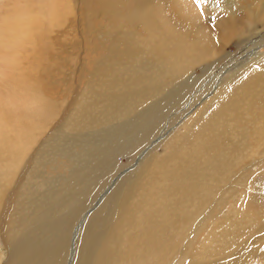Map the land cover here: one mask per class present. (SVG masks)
Listing matches in <instances>:
<instances>
[{"label":"bare ground","instance_id":"6f19581e","mask_svg":"<svg viewBox=\"0 0 264 264\" xmlns=\"http://www.w3.org/2000/svg\"><path fill=\"white\" fill-rule=\"evenodd\" d=\"M79 1L87 15L66 27L68 35L73 29L78 34L73 69L63 78L51 76V32L70 12L78 17ZM0 2V264L11 251L12 214L27 198L22 200L31 155L40 140L46 145L45 133L127 118L178 78L192 75L195 65L226 58L233 39L247 45L252 59L218 81L210 98L183 119L184 131L167 138L165 153L148 150L110 191L102 208L111 217L77 264H264L257 259L264 250V210L251 206L264 203V190L253 192L250 181L264 172V51L254 48L264 44V0H110L98 9L95 0ZM197 4L208 8L199 12ZM99 13L106 21L95 29L92 15ZM88 52L100 55L90 81L83 57ZM45 79L70 86L71 95L63 101L48 95ZM143 131L148 142L156 130L151 124ZM259 153L263 158L255 160ZM259 178L264 184L262 176L254 180ZM230 199L232 210L222 213ZM236 210L242 214L235 218Z\"/></svg>","mask_w":264,"mask_h":264},{"label":"rangeland","instance_id":"374dc122","mask_svg":"<svg viewBox=\"0 0 264 264\" xmlns=\"http://www.w3.org/2000/svg\"><path fill=\"white\" fill-rule=\"evenodd\" d=\"M103 1L109 2L110 0H95L92 5L98 9L102 6ZM83 5L84 3L79 1L80 13L78 17L77 12L74 14L70 12L66 18H63L62 25L51 32V38L55 45L51 43L53 50H49L48 56L51 57L50 60L53 59L50 62L52 63L51 66H56L53 67L54 73H51V76L57 74L63 78L73 69L70 57L71 53L78 51L72 49V44L78 40V34L73 29L71 35H68L66 27L71 21L74 22L75 18L86 17L87 14L83 15L85 11L81 8ZM196 6L199 12L208 8L203 4ZM3 9L0 8V13L4 11ZM92 17L95 29H98L106 21L102 14L92 15ZM81 24L83 28H88L86 22L85 24L81 22ZM244 45H240L238 40L233 39L225 48V52L228 54L226 58L222 59V57L216 56L195 65L192 75L186 78H178L168 89L159 94L156 93V97L146 101L145 104L143 103L140 110L128 115L127 118L105 121L104 124L96 126L97 128L87 127L82 129L83 131L67 132L65 127L58 126L45 133L42 137L46 141L48 140L46 145L40 140L34 151V157L31 155L32 172L29 176V183L25 185L22 200L27 198L25 202H21L18 212L13 213L15 216L12 214L14 222L12 229L14 231L11 230L12 234L7 240L11 251L6 249L7 253L2 257L1 264H11V262H13L12 264H77L83 257L88 256L89 241L94 240L95 236L103 231L105 224L111 217L112 212L108 209L103 211L102 208L105 199L110 195V191H113L121 180L133 173L148 150L155 149L159 154L165 153V141L172 134L176 132L181 134L184 131L182 125L185 120L187 121L193 115L201 103L205 102L208 97L210 98L216 85H218V81L229 75L238 62L242 64L252 59L248 55V49H245L247 45ZM254 48L263 52L264 44L259 43ZM83 57L89 68L86 79L90 81L95 66L94 60L100 58V55L88 52ZM91 58L92 61L90 62ZM68 88L70 89V86H65L64 83L53 84L47 79L44 80L46 93L58 98L59 101L66 100L71 95ZM117 102L120 103L121 101ZM151 124L153 131H156L149 137V143L146 140L143 142L144 138L140 133H144L143 130L151 127ZM155 127L156 129H154ZM138 139L136 144L135 140ZM131 141L134 143L132 144ZM262 158L263 156L259 153L254 159L260 160ZM246 162L250 163L248 160L245 161V164ZM258 172L260 173L256 177L262 176L264 178V172L261 170ZM254 179H250L253 182L251 183L253 192L258 193L261 188L264 190L262 179ZM36 194L40 197H34ZM233 200L230 199L223 204L222 213L232 210ZM261 202L262 200L252 202L251 206L254 210H264V203ZM98 211H101V214L97 218L98 221L95 223L94 230H91L89 227L94 221L93 216ZM235 212H233V216L236 218L241 212L237 210ZM250 222L256 223L253 220ZM207 233V229H205L200 237L204 238ZM206 242L202 249L207 245ZM2 247L0 246V252L4 249V246ZM12 250L15 251V259L10 262L9 257L12 256ZM24 255L25 261L22 260ZM33 255L36 256L33 257ZM260 257L264 258V250L259 252L257 259Z\"/></svg>","mask_w":264,"mask_h":264}]
</instances>
